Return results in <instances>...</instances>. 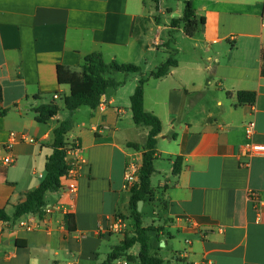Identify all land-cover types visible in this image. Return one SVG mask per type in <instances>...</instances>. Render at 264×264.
<instances>
[{"label":"crops","instance_id":"0c3cea01","mask_svg":"<svg viewBox=\"0 0 264 264\" xmlns=\"http://www.w3.org/2000/svg\"><path fill=\"white\" fill-rule=\"evenodd\" d=\"M186 1L0 0V145L10 133L33 140L12 144L11 166L0 161V207L12 216L39 185L53 131L69 118L66 140L83 162L76 179L62 178L61 188L46 194L43 209L52 208L50 214L42 209L41 216L0 222V264H101L133 235L123 176L130 162L141 166L149 128L134 124L130 97L170 54L176 66L144 85V110L161 123L154 197L142 201L156 218L150 226L161 229L151 253L168 249L166 261L157 255L167 264H264V223L256 222L249 200L255 194L264 202V152L243 155L247 143L264 146V0H192L196 19H204L193 37L183 23L170 27ZM161 47L169 53L155 65ZM92 53L106 63L136 65L141 74L112 75L123 84L107 89L95 110L60 109L45 124L36 122L34 108L70 94L58 82V67L79 73ZM238 91L255 92V103L237 105ZM250 122L255 128L247 138ZM176 157L181 170L173 175ZM73 184L77 192L70 195ZM66 214L74 232L66 229ZM116 219L125 227L111 232ZM135 247L126 252L132 261L113 264H139Z\"/></svg>","mask_w":264,"mask_h":264},{"label":"trees","instance_id":"16d2710c","mask_svg":"<svg viewBox=\"0 0 264 264\" xmlns=\"http://www.w3.org/2000/svg\"><path fill=\"white\" fill-rule=\"evenodd\" d=\"M181 23L184 24V33L187 37H193L198 32L199 27L204 23L203 18L196 19L192 0L185 2L182 17L173 18L170 22V27L172 29L177 28ZM176 64V60L170 54L166 61L155 71L151 72L147 77L142 76L140 78L130 97V111L134 124L138 127L149 128L142 152L141 166L138 172L139 184L130 192L129 206L134 220V232L131 236L125 235L120 244L112 248L105 261L101 264H113L121 257H125L128 262L132 261L134 257L126 255V252L135 245L139 247L138 254L135 258L139 264H167L156 254L151 253L155 245L158 247L159 240L157 235L161 229L154 226L144 227L142 225L141 214L137 212V203L138 201L146 202L154 197L150 179L154 172L153 162L156 153V138L161 133L160 120L153 113L144 110V85L149 78L159 79L166 76ZM116 73L125 75L141 74V69L133 64H120L116 61L106 63L99 53H92L85 56L82 59L79 73L58 67L57 77L59 84L70 87V94L63 99L64 109L70 114L81 106L95 110L107 89H116L123 84L122 81H117L112 77ZM261 76L264 77V49L261 51ZM227 95L231 96L230 93ZM235 97L237 105H253L256 101V93L253 91H238L235 93ZM59 111V106L54 102L38 106L33 110L35 113V121L41 124H45L48 120L56 116ZM72 127L73 122L69 118L61 122L53 131L52 153L46 158L44 177L36 188L24 194L25 198L22 202L14 206L12 216H9L0 207V222H8L27 214L42 215L46 194L48 192H56L61 188V179L69 169L66 155L67 148L70 144L67 143L66 135ZM134 147L137 148L136 145ZM181 162V157L175 158L172 169L173 175H178L180 172ZM64 222L69 232L75 231V222L72 215H65ZM16 245L21 246L19 241H16Z\"/></svg>","mask_w":264,"mask_h":264},{"label":"built area","instance_id":"2783aa9c","mask_svg":"<svg viewBox=\"0 0 264 264\" xmlns=\"http://www.w3.org/2000/svg\"><path fill=\"white\" fill-rule=\"evenodd\" d=\"M53 98L57 99L58 97L55 95L53 96ZM254 128H255L254 122H250L247 124V126L245 127V135L247 138H250L253 135ZM15 141L33 142V140L31 139L27 140V138L22 134L18 135L16 133H10L9 141L4 145H0V161L4 166H11L14 163V157L11 155V149H12V144ZM77 150L78 148L76 145L75 146L70 145L67 148L66 161L69 166V169L63 178H69L71 180L77 178L79 174V169L83 163L82 160L76 156ZM261 152H264V146H258L252 143H247L243 147V155L246 157H252L253 155H256ZM139 168L140 166L133 162H130L126 166L123 176L124 189L131 191L139 184V179H138ZM76 192H77V186L74 184L70 185L67 188V193L70 195H74L76 194ZM249 200L251 201L252 204V209L256 217V222L264 223V202H262L259 198H257L255 194H250ZM43 211L46 214H50L52 212V208L45 207ZM124 227L125 226L123 222L120 219H116L114 223L111 224L109 229L111 232H117L123 229Z\"/></svg>","mask_w":264,"mask_h":264},{"label":"rangeland","instance_id":"374dc122","mask_svg":"<svg viewBox=\"0 0 264 264\" xmlns=\"http://www.w3.org/2000/svg\"><path fill=\"white\" fill-rule=\"evenodd\" d=\"M168 53L169 52L166 51L164 48H162V47L161 48H158L157 51L155 52V55H156L157 58L155 59V61L153 63H155V65H156V63L161 64L164 61V59L166 58V56H167ZM55 103L59 106V108L61 109V111L65 112V109L63 107V101L62 100H56ZM152 184L154 186L157 184V182L155 181V179L153 180V183ZM142 206H143V208L145 207L144 212L142 213V219H143L144 223L143 222L142 223H143V226L149 227L151 225L152 221L154 219H156V218L152 216L151 208L150 207H147L148 204H143ZM6 211H7V213H11V209H9V208H6ZM133 231L134 230L131 229L130 231L127 232V234H130L131 235L133 233ZM134 251H138V246L137 245H136ZM157 255L159 257H161L165 261L167 260V258L170 257L169 256L168 249H160V250H158L157 251Z\"/></svg>","mask_w":264,"mask_h":264},{"label":"water","instance_id":"95a60500","mask_svg":"<svg viewBox=\"0 0 264 264\" xmlns=\"http://www.w3.org/2000/svg\"><path fill=\"white\" fill-rule=\"evenodd\" d=\"M142 206V201H138L137 203V211L140 212Z\"/></svg>","mask_w":264,"mask_h":264}]
</instances>
